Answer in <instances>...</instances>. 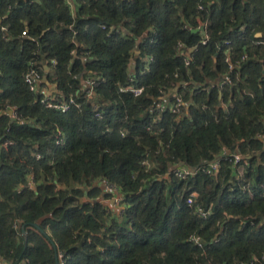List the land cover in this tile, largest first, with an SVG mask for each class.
I'll return each instance as SVG.
<instances>
[{
	"label": "trees",
	"instance_id": "16d2710c",
	"mask_svg": "<svg viewBox=\"0 0 264 264\" xmlns=\"http://www.w3.org/2000/svg\"><path fill=\"white\" fill-rule=\"evenodd\" d=\"M75 1L73 12L66 0H0V257L8 264H59L60 253L64 264H244L262 255L264 0ZM200 22L208 24L206 44L194 30ZM227 53L246 59L230 69ZM32 62L54 88L50 97L75 99L68 111L41 103L45 81L30 90ZM131 74L143 95L121 92ZM90 78L100 81L92 99ZM182 81L180 113L153 112L160 89ZM217 159L218 171H207ZM181 162L201 169L186 179L168 174ZM106 181L122 196L120 210L111 209Z\"/></svg>",
	"mask_w": 264,
	"mask_h": 264
},
{
	"label": "built area",
	"instance_id": "2783aa9c",
	"mask_svg": "<svg viewBox=\"0 0 264 264\" xmlns=\"http://www.w3.org/2000/svg\"><path fill=\"white\" fill-rule=\"evenodd\" d=\"M67 3L71 6V8L73 9V12L76 8L77 2L75 0H66ZM199 10H204V5L203 4H199L198 5ZM102 28L104 30H106L107 32L114 33V34H121V29L114 27V26H109L107 27L106 25H103ZM197 29H199V31H202V39L200 40V42L202 44H206L209 41L210 38V34L208 31V24L205 22H200V25L197 27ZM28 35V29L26 28L24 31H22V36H27ZM230 43V41H226L225 44L228 45ZM259 44H264V38L262 40L258 41ZM73 53H76V51L74 50ZM181 53L184 55V61L185 64L188 66L191 63V56L190 53H188L187 51L181 50ZM139 54H140V50H139ZM228 55L226 56V62L229 64V68L230 69H234L235 67H237L238 65H240L242 63V61H244L246 59V55H243L240 59L233 61L231 55L229 53H227ZM150 61H153V57L151 55L145 57V62L146 65L149 64ZM55 63V61H54ZM136 65H134L135 67ZM133 67V68H134ZM176 76L178 74H175ZM44 78H46L42 72L40 71L39 67H35V64L32 62L30 64V67L26 73L25 76V81L28 85V87L30 88L31 91L33 92H38L40 89V86L42 85L43 80H45ZM229 78L227 77V75L225 77H223L222 81L220 82L221 86H224L225 84L228 83ZM100 84V81L96 80V79H89L88 82L86 83V88H85V96L88 97L89 99H92L95 95V87H97V85ZM182 86H186V81H182L181 83H178L176 86L169 88L167 90L165 89H160V91L162 92V95L160 96V102L157 103L156 105H154V107H152V111L153 112H157V113H162L163 111H171L172 113H180L181 108L183 106H185L187 103L186 101L183 99V97L180 95L179 93V89ZM44 87L42 92L45 93L42 97H41V103H43L44 105H46L49 108H53V109H57L60 110L61 112H66L70 109V107L72 105H74L76 103L75 99L71 96V98H69L68 100H62V101H58L55 100L54 98L50 97V95H48L45 91H44ZM120 90L123 93H130L133 94L134 96H141L145 93V87L143 85H140L137 82V79L135 77V75L131 74L129 75L127 81L125 84H121L120 85ZM97 105V103H96ZM99 107L100 104L98 103V116H101V113L99 111ZM8 114L10 115V117L14 120L17 117V111L15 110V108H10L8 110ZM111 129V127H108ZM148 129H151L150 127ZM164 128H161V131H163ZM127 131L126 130H121V135L124 137L125 135H127ZM155 134L159 133V131H154ZM63 142V138H59L58 143ZM12 141L10 140H6L4 142L5 146H10L12 145ZM234 157V164L235 166H237L239 163L242 162L243 160V156L240 153H236L233 155ZM142 164L144 167H146V169H150L153 166V161L150 157H145L142 161ZM220 167V161L217 159L215 161H213L210 164V168H208L207 171L210 172H215L218 171ZM201 168H194V167H187V166H178L175 165L171 171L168 173H174V175L176 177H178L179 179H186L190 176L195 175L196 173H198V171H200ZM203 169V168H202ZM244 167L243 165L239 166V172H243ZM32 178V177H31ZM105 189L107 190V192L113 193V200L115 204H120V202L122 201V196L120 195V193L117 191V188L108 183L107 181L105 182ZM188 204L192 205L194 203V197L190 196L187 199ZM200 214L202 215V217L207 218L209 216V212L208 211H202L200 210ZM245 223V222H244ZM189 239L193 242H195L198 246L202 247L203 243H202V239L198 236V235H190ZM215 240H217V237L215 238ZM64 258H63V254L60 253V263L59 264H64ZM244 264H264V253L260 256H254L252 259H250L249 261L244 262Z\"/></svg>",
	"mask_w": 264,
	"mask_h": 264
},
{
	"label": "crops",
	"instance_id": "0c3cea01",
	"mask_svg": "<svg viewBox=\"0 0 264 264\" xmlns=\"http://www.w3.org/2000/svg\"><path fill=\"white\" fill-rule=\"evenodd\" d=\"M140 55V54H139ZM136 57L138 58V56L136 55ZM137 58H135V59H137ZM134 65H136V63L134 64ZM134 65L132 66V68L134 67ZM45 80H43V81H45L47 84H48V88L46 89H44V91L45 92H47V93H53V92H55V90H54V88L53 87H50L49 86V83H48V80H47V78H44ZM50 87V88H49ZM106 202V201H105ZM107 202H108V200H107ZM111 205V202H110V204H109V206ZM117 206L119 207V205L117 204ZM116 205H112V207H114V208H118ZM0 264H8V262H7V260H5V259H3L2 257H0Z\"/></svg>",
	"mask_w": 264,
	"mask_h": 264
},
{
	"label": "rangeland",
	"instance_id": "374dc122",
	"mask_svg": "<svg viewBox=\"0 0 264 264\" xmlns=\"http://www.w3.org/2000/svg\"><path fill=\"white\" fill-rule=\"evenodd\" d=\"M137 51H139V50L136 48V49H135V53H136ZM135 55H136V54H135ZM138 57H139V55H138ZM136 61H137V59H134V60L132 61V63H131V66H133V65L136 63ZM108 201H110V200H108ZM115 205H117V204H115ZM121 207H122V206L119 205V207H118L116 210H120ZM111 209H112V211L115 210L114 207H111Z\"/></svg>",
	"mask_w": 264,
	"mask_h": 264
},
{
	"label": "water",
	"instance_id": "95a60500",
	"mask_svg": "<svg viewBox=\"0 0 264 264\" xmlns=\"http://www.w3.org/2000/svg\"><path fill=\"white\" fill-rule=\"evenodd\" d=\"M194 30L195 31H199V29H194ZM135 54L138 56L139 55V51H137ZM183 165H184V162H181V163L178 164V166H183ZM233 174H236V170H234ZM24 229H25V226L22 227L23 231H24Z\"/></svg>",
	"mask_w": 264,
	"mask_h": 264
}]
</instances>
